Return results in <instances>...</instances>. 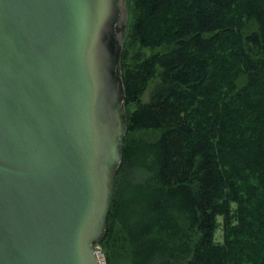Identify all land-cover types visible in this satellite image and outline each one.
I'll return each mask as SVG.
<instances>
[{
  "label": "trees",
  "instance_id": "1",
  "mask_svg": "<svg viewBox=\"0 0 264 264\" xmlns=\"http://www.w3.org/2000/svg\"><path fill=\"white\" fill-rule=\"evenodd\" d=\"M126 1L105 264H264V0Z\"/></svg>",
  "mask_w": 264,
  "mask_h": 264
},
{
  "label": "water",
  "instance_id": "2",
  "mask_svg": "<svg viewBox=\"0 0 264 264\" xmlns=\"http://www.w3.org/2000/svg\"><path fill=\"white\" fill-rule=\"evenodd\" d=\"M127 22L126 0H0V264H101Z\"/></svg>",
  "mask_w": 264,
  "mask_h": 264
},
{
  "label": "rangeland",
  "instance_id": "3",
  "mask_svg": "<svg viewBox=\"0 0 264 264\" xmlns=\"http://www.w3.org/2000/svg\"><path fill=\"white\" fill-rule=\"evenodd\" d=\"M153 84L151 83L149 85V87L146 89L145 91V94H144V99H147L148 95H149V91L150 89L152 88ZM156 133H153L152 131H137L134 133V136L135 137H142V138H151V137H154ZM137 179H142V177L140 176H137L136 177ZM135 178V179H136ZM217 220H218V224H217V228L215 230V233H214V238L217 242H222L223 241V237H224V233H223V217L221 215H219L217 217ZM100 248H101V251H102V257H103V260H102V264H105V254H104V250H103V247L101 244H99Z\"/></svg>",
  "mask_w": 264,
  "mask_h": 264
},
{
  "label": "built area",
  "instance_id": "4",
  "mask_svg": "<svg viewBox=\"0 0 264 264\" xmlns=\"http://www.w3.org/2000/svg\"><path fill=\"white\" fill-rule=\"evenodd\" d=\"M95 248H96L97 252L99 253V257H100L101 264H102L103 257H102V251H101L99 244H96Z\"/></svg>",
  "mask_w": 264,
  "mask_h": 264
}]
</instances>
